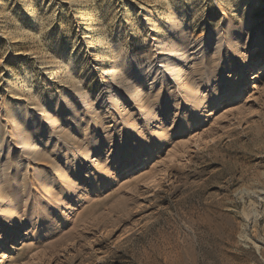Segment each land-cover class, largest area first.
Listing matches in <instances>:
<instances>
[{
  "label": "rangeland",
  "instance_id": "rangeland-1",
  "mask_svg": "<svg viewBox=\"0 0 264 264\" xmlns=\"http://www.w3.org/2000/svg\"><path fill=\"white\" fill-rule=\"evenodd\" d=\"M157 41L188 60L176 64L187 80L164 91ZM112 95L125 128L115 104L96 105ZM35 99L56 119L45 132L64 144L66 121L99 166L81 160L82 174L66 171L74 188L53 181L51 197L20 162L36 117L11 133L0 118V192L17 212L8 226L0 213V264H264V0H0V112ZM13 224L16 238L3 236Z\"/></svg>",
  "mask_w": 264,
  "mask_h": 264
},
{
  "label": "bare ground",
  "instance_id": "bare-ground-1",
  "mask_svg": "<svg viewBox=\"0 0 264 264\" xmlns=\"http://www.w3.org/2000/svg\"><path fill=\"white\" fill-rule=\"evenodd\" d=\"M181 22L180 16L177 15H172L169 17L168 19V23H167V30L170 33H178L180 31V29L184 26V24ZM157 47L162 48V50L164 51V57L162 60H159L158 63H160L161 66H158V64L155 65L156 70L154 71V78H153V86H158L160 85V81L163 84V91L164 88H168V85L170 86L172 83L177 84L178 80H182L185 81L187 80L186 77V71L184 70V68H181L180 66H176V64L178 62H181L183 60H185L183 63L185 64L186 62H188V60L185 58V53L186 51L182 48L179 49V51H173L171 48H168L167 43H165V45H163V43L158 42L157 41ZM171 44V43H170ZM174 46V45H173ZM118 49V48H117ZM119 50V49H118ZM116 51V50H115ZM117 52V51H116ZM202 54V52L199 53H195V57H199V55ZM153 55L156 56V53L154 52ZM157 58V57H156ZM116 73V72H115ZM120 76L121 78V74L119 72L116 73V75ZM263 75L260 72V76ZM134 77H136L139 80H142V82L145 81L144 78H141V75L139 72H136V74L133 75ZM185 77V78H184ZM123 78V77H122ZM172 81V82H171ZM149 85V84H148ZM125 89H122V93H124V95H126V98H123L122 101L125 104L128 103H133L134 98L136 97V88H134L131 85V82H126L125 83ZM166 97H164V101H165V110H163V112H165L166 114L168 113L167 111H169V109L171 108V100L169 98L168 95H165ZM187 98H188V102H190L192 104V106L197 109H201L202 105H203V101L200 100V98L194 93V90H192V88H188L187 89ZM34 101V100H33ZM103 100H97L96 105L98 104H102L106 105V103H112L115 104V115L117 114L116 117L119 118V123H121L122 126H124V128L127 126L126 121L128 120L129 123L132 122L130 115L127 116V111L125 108H123L122 106V102L119 101V99L115 96H110L108 98V100L105 102ZM26 104L28 103V101H25ZM30 102V101H29ZM10 104V103H9ZM20 104V103H19ZM29 104V103H28ZM24 105V104H23ZM95 105V106H96ZM28 107V105H25ZM25 106H23L25 108ZM51 106L50 101H34V108L32 109V111L27 108L26 111L23 113L24 108L22 107V104L20 106V108H16V111L13 112L11 114V112H8V107H6V105H4L2 107V111L0 112V118L2 119L4 117V120H6L5 122V130L6 132L9 130V128H11L9 130V133L12 132V130L14 131L16 129V131H21V129L23 128L20 127L22 124L25 125L28 120V116H33L36 117V125L33 126L32 129H34L36 131L35 134V142H28L24 144V146L22 147L24 153L26 154L27 158H25V161L23 158H21L20 162L24 163L27 165V167L31 166V162H34L36 165H34L32 167V170L34 172V180H37V184H41L45 191H49V195L51 197H55V192L51 191L50 192V183L57 182L55 184L58 185L59 183H65V188L68 189H72L71 187L73 186L71 184V181L69 180V178L66 176V171L68 169H70L71 167L75 168L76 171H78V174H82V164H81V160H86L87 162L91 163L92 167H87L89 168V170H93L95 169L97 166H99V157H96V159L98 160H94V161H90L91 156L97 151L94 150H89L87 146L84 145V143L78 139V137H76V135H72L71 133L68 132L69 128L67 129V127H62V124H66V121H63L62 124H59L58 127L60 129V134H61V138L64 139V144L60 145L59 144V140L58 139H53L52 135H50V133L45 132V127L48 121L50 122V124L55 125L56 124V119L53 118V116H49L48 113V108ZM1 107V106H0ZM85 109L88 110L90 109L92 111V113L94 114V116L97 117V111L99 108H91L89 107L88 103H85ZM105 108V107H104ZM147 109V107H146ZM1 110V109H0ZM138 111H141L138 108ZM67 112L72 116L70 118L71 121H77L80 116L75 114V111L73 110H67ZM101 112V111H100ZM142 113H144L145 116H147L148 114L141 111ZM61 114H64L63 111L60 112ZM59 113V114H60ZM89 113V112H87ZM66 114V115H69ZM90 114V113H89ZM86 115V114H85ZM113 116V115H112ZM151 116V115H149ZM99 117V116H98ZM97 117V118H98ZM127 118V119H125ZM150 119H153V117H150ZM47 120V121H46ZM99 121V120H98ZM100 122V121H99ZM71 122L69 121L68 124H70ZM10 124H12V126H10ZM39 124V126H41V129L38 130L37 129V125ZM99 124H96L95 126L98 127ZM8 128V129H7ZM131 128V132L133 134H137L136 130L134 129V127H130ZM24 130V129H23ZM22 130V131H23ZM88 131V130H87ZM98 132L101 133L100 129L98 130ZM18 133V132H17ZM86 134V133H85ZM101 135V137L103 136V134H99V136ZM92 139L90 140L91 143H93V141H95V136L91 135ZM131 137L130 135H128V138ZM87 138V137H86ZM85 139V138H84ZM29 141V140H27ZM85 142V141H84ZM125 143V142H124ZM3 143L0 142V147H1V152L3 153L4 151V147ZM50 150H52L53 153V158L51 159L49 156H47V154L50 152ZM10 152V151H9ZM97 156V155H96ZM57 157V158H55ZM93 157V156H92ZM28 159V160H26ZM55 160V161H54ZM97 163V165H96ZM96 166V167H95ZM88 171V170H87ZM1 180V179H0ZM36 182V181H35ZM31 187H29V191L31 192V190H34L35 195L38 197H40V194L38 192V190L36 189V187L34 185V181L31 182ZM71 185V186H70ZM74 188V186H73ZM28 189H26V192ZM69 190V191H70ZM1 191V190H0ZM55 191V190H54ZM29 192V194L31 195V193ZM3 193L1 194L0 192V214L3 217V220H1V223H7L6 225L8 226V224L13 223V219H15V216L17 215H12L13 214V208L15 206V204L12 205V207L10 206L9 200L7 199V197L2 196ZM5 195V194H4ZM30 197V196H29ZM16 208V207H15ZM12 213V214H11ZM20 219V218H19ZM17 220V218H16ZM21 225L20 224V220L17 223V225ZM2 226V225H0ZM10 232L9 233H4L3 236H7L9 237L11 235H13L14 238H16V231L19 230L17 228V226H13L10 225ZM6 229V228H4ZM7 230V229H6ZM12 238V237H10Z\"/></svg>",
  "mask_w": 264,
  "mask_h": 264
}]
</instances>
